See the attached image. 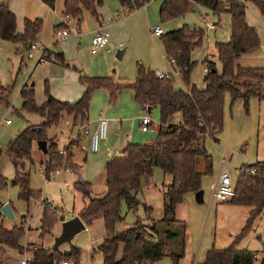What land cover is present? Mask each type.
I'll return each mask as SVG.
<instances>
[{
  "label": "rangeland",
  "instance_id": "rangeland-1",
  "mask_svg": "<svg viewBox=\"0 0 264 264\" xmlns=\"http://www.w3.org/2000/svg\"><path fill=\"white\" fill-rule=\"evenodd\" d=\"M0 3L8 4L16 13L17 32H19L18 29L22 30L21 26L24 30L23 23L26 17L42 18L43 29L36 41L43 46L44 50L45 48L49 50L52 58L50 61L43 60L40 63L38 61L42 56V52L33 51V57L30 56V45L33 42L27 43L26 46L25 43L0 39V82L6 87H10L9 102L11 104L9 107L6 105L0 106V147L2 148H7L11 140L25 129L30 121L41 120L37 114L22 112L23 100L20 93L25 84L35 89L36 101L38 105H42L46 100L47 87L50 93L59 100H62V96H71L65 84L72 80V75L68 71L77 74V70L74 68L75 65L84 74L91 77L108 78L116 83H131L137 78L140 64L151 70L164 67L170 68L165 58L166 52L162 38L153 35V29L160 26L166 34L187 25L192 30L202 29L205 32L202 43L192 52V59L197 61V65L191 74V83L203 87L204 77L207 74L205 61L207 59L215 61L219 72H221L222 63L218 58L216 43L229 41L231 37V17L229 13L215 14L194 2L190 3L186 13L173 19L163 20L160 13L163 0H150L145 7L135 6L130 12L121 0H105L101 6L97 7V16L88 10L84 12L80 35H72L65 40L58 39L52 26V19L54 22L59 21L58 17L55 16V12L61 14L64 11L63 0H57L56 9L45 5L42 0H0ZM204 13L209 14V21L216 24L215 30L207 28L203 20ZM246 16L249 25L257 28L261 46L255 51L244 54L237 64L242 67L264 68V15L261 14L254 3H249ZM101 21H105L109 25L112 33L111 44H113L114 49L110 51L106 49L97 55H93L90 42L92 37H88L86 34L87 32L93 34ZM119 21H123L124 25L116 28L114 33L111 25ZM115 37L116 42H114ZM120 44H123L122 48L126 49V53L121 59L117 57ZM59 52L64 53V63L56 58V54ZM70 85H72V82ZM175 86L178 89L185 90L187 88L181 75L175 77ZM98 91L101 92L96 94L91 101V115L95 112L99 115L104 110L101 107L103 98L104 95H107L106 93L109 94V91L105 89ZM120 100L123 102L130 101L131 105H137L140 109L139 104L133 99V92L129 88L121 90L114 105L118 104ZM107 101L111 103L109 98ZM146 113L152 116L158 129L148 133L138 131L137 138L141 144L155 141L163 125L159 107L154 108L151 113L147 111ZM119 116L122 117H119L118 120L129 118L126 120L132 123L133 117ZM66 117L69 116L66 115ZM66 117L58 125L51 126L47 130L49 139L55 140L56 138L55 136L50 137L51 134L58 135L59 149H63L69 140L66 131ZM6 120H10L11 124L8 125ZM70 121H73V119L70 118ZM173 123L175 121L171 120L170 125ZM73 141H75V138L71 140V142ZM203 142H205V147L213 159V173L210 176H205L202 180L203 203L197 202L195 193H189L178 204L177 219L182 222L171 228L174 234H178V240L174 242V246L170 244L168 250H171L170 253H179L180 246L177 247V245L184 242L185 253L184 257L180 259V264H203L210 249L214 247L227 248L244 227L251 208L235 206L226 202H213L210 185L216 180L223 168L230 173L235 182L243 166L264 161V101L252 97L248 106H246L243 99L233 102L231 95L227 93L225 96L223 129L219 133L205 136ZM104 143L105 141L101 144L100 152L93 153L89 151V156H103ZM118 144L119 149L125 147L124 142ZM84 145H87L85 138L81 142L76 160L73 156L75 163L81 167L79 172H67L63 168L69 167V165L64 162L57 169H62L60 174L52 173L49 178L41 173V170H45L46 166L44 154L38 150L32 151L33 162L26 164L24 172L30 174L29 188L34 193L39 194V197H31L29 200L20 198L21 188L13 183L16 177L13 159H9L0 172L7 183L4 184L5 186L0 187V202L4 204L12 202L16 215V219L2 217L1 224L9 230L20 224L25 227L26 234L22 241L33 245L24 248V257H32L31 249L33 246L53 248L55 240L59 236L58 232L61 231L62 227L60 217L63 215L66 219H71L77 216L86 203L89 202L90 196L93 200L97 196L100 197L106 193V167L105 165L99 166V168L85 165V162L81 160L83 152L80 151ZM204 169L205 162L201 159L199 170L202 172ZM80 179L91 185L87 195L76 188V183ZM171 183L172 177L165 175L160 168H156L153 180L144 186L142 194H140L142 205L137 210L132 211L124 203L122 206L123 219L117 222L115 231L119 233L130 229L137 221H141L146 225L150 224L144 208V204H146L153 208L152 217L159 229V233L155 235L153 240L165 241L164 232L167 227L157 223L164 218V186ZM44 199L53 201L55 207H60L61 213L59 214V222L55 224L52 230L42 234L39 229L43 227L44 210L39 207L42 205L44 208L45 205H49L46 201H43ZM23 215L28 217V221ZM88 227V229L76 235L71 244L61 245L60 250L68 251L72 246L79 247L82 250L80 264H103V255L99 251L98 245L103 242L105 235L107 236L104 221L98 219ZM95 239H97L96 242L92 241ZM237 247L263 253L264 212L255 221L252 230L239 242ZM6 254L3 257L0 255V259L2 258L0 260L1 264L8 263L9 259H7ZM118 256H121V250ZM145 264H172V261L170 257H166L162 261Z\"/></svg>",
  "mask_w": 264,
  "mask_h": 264
},
{
  "label": "trees",
  "instance_id": "trees-1",
  "mask_svg": "<svg viewBox=\"0 0 264 264\" xmlns=\"http://www.w3.org/2000/svg\"><path fill=\"white\" fill-rule=\"evenodd\" d=\"M42 1L51 8H54L57 2V0ZM104 1L64 0L63 14L79 17L83 21L86 10L97 16V7ZM247 1L254 3L264 15V0ZM121 2L124 6L128 5L132 8L142 6L140 0H121ZM192 2L215 14L229 13L231 17L230 40L216 43L222 71L217 70L215 61L207 59L205 63L208 72L204 78V88L191 83V74L197 65V61L192 59V52L202 43L205 32L202 29L192 30L185 25L161 35V38L166 56L176 59V67L180 70V75L188 89L176 88L175 78L160 79L156 76L155 70L142 64L138 66L137 78L131 83H116L108 78L81 75L80 82L84 85L85 91L74 103L55 98L47 87L46 100L42 105H38L35 89L26 84L20 93L23 100L22 112L37 114L42 118V122L27 126L11 140L7 148L0 147V158L6 154L14 160L16 177L13 183L21 188L20 198L29 200L31 197H39V194L29 188L30 174L24 172L26 164L33 162L34 142L48 143V160L45 166L47 178L64 162L73 172L79 169L70 151L72 146L79 144V141L71 142L64 149L66 152L64 154L61 153L58 144L47 135V130L51 126L61 122L63 113L85 121L96 91L101 89L109 91L110 100L115 103L119 93L125 88L133 92L135 101L142 107L149 106L150 111L157 107L161 109V122L168 126L167 130H161L157 139L151 143H130L118 155L109 159L106 164V193L91 200L80 211V217L87 225L93 224L98 219L104 221L107 236L98 245L103 255V264L155 263L166 257L171 258L172 264H180V259L185 253V244L184 242L180 244L179 253H170L171 251L168 250L170 244L178 240V234H174L171 228L181 222L177 219L178 204L187 194L201 190L203 178L213 173V159L203 140L207 135L222 131L226 94L231 95L233 102L243 99L246 106L252 97L264 101V68L242 67L237 64L244 54L261 46L257 28L247 22L246 5L239 0H163L160 10L163 20L173 19L186 13ZM43 24L41 18L26 19L24 30L19 33L15 14L7 4H0V39L2 40L25 44L37 42ZM56 58L64 63L63 53H57ZM42 59L48 61L52 59L48 49L45 50ZM9 97L10 87H4L0 82V106L9 107L11 105ZM177 114L181 115V120L176 124L168 125ZM201 159L205 162V169L202 172L199 170ZM156 168H160L165 175L172 177V183L165 185L163 190L164 218L157 223L167 227L164 232L166 240H153L159 229L152 217L153 208L146 204L144 208L150 224L137 221L132 228L116 232L117 222L123 219V204L125 203L132 211L142 205L140 194L144 186L153 180ZM252 169H255L254 175L250 173ZM0 183L3 186L6 184V179L1 174ZM90 187L88 182L76 183V188L85 195L88 194ZM235 191V196L226 203L250 207L246 223L227 248L210 249L203 264H255V255L258 252L239 249L237 246L249 234L255 221L264 212V161L240 169L235 181ZM2 205L0 202V243L2 244L0 255L5 256L7 248L17 249L23 253L25 249L21 242L26 234L25 227L21 224L10 230L4 228L1 224ZM43 210L41 233L45 234L59 222L61 209L54 205H45ZM31 252L32 258L26 264H63L64 262L80 264L82 257L81 248L75 246L68 251L56 252L53 248L33 246Z\"/></svg>",
  "mask_w": 264,
  "mask_h": 264
},
{
  "label": "crops",
  "instance_id": "crops-1",
  "mask_svg": "<svg viewBox=\"0 0 264 264\" xmlns=\"http://www.w3.org/2000/svg\"><path fill=\"white\" fill-rule=\"evenodd\" d=\"M64 1V0H63ZM43 2V1H42ZM44 3V2H43ZM249 3H252L250 1H248V4ZM2 4V3H0ZM6 4V3H5ZM45 4V3H44ZM64 4V3H63ZM248 4L246 5V8H248ZM8 5V4H7ZM46 5V4H45ZM9 6V5H8ZM48 6V5H47ZM10 8V7H9ZM11 9V8H10ZM53 9H56L55 7ZM11 11L16 15V13L11 9ZM55 12V10H54ZM246 13H247V9H246ZM55 16L58 17L59 21H55L52 19V26L54 28V31H55V27L59 24L60 22V18L61 16L63 15V12L61 14H58V12H55ZM207 14V13H205ZM208 17H209V14H208ZM26 19H30V20H35L34 18H28L26 17ZM38 19V18H36ZM42 19V18H41ZM16 20H17V15H16ZM24 20V21H25ZM84 20V19H83ZM100 21V20H99ZM104 22V21H103ZM123 21H119V22H116L114 23V25H111V27L113 28V32L115 33V29L118 28V27H121L123 26L124 24L122 23ZM102 24V21L100 22V25ZM120 24V25H119ZM215 24V23H214ZM249 24V23H248ZM18 25V24H17ZM99 25V27H100ZM23 26H24V23H23ZM109 26V25H108ZM99 27L94 31V33L92 34L91 32H87V36L88 37H94V35L96 34L97 30L99 29ZM22 30H19V33H22L23 32V27L21 26ZM20 28V29H21ZM216 29V24H215V28L214 29H210V30H215ZM83 30V29H82ZM114 35V34H113ZM92 38H90L92 40ZM65 40V39H64ZM90 40V42H91ZM116 37L114 38V42H116ZM27 46V44H25ZM92 47V45H91ZM113 44L110 43V45L108 46L107 51H110L111 49L113 50ZM264 47V46H263ZM118 52L121 51V50H124V54L126 53V49L122 48V47H118ZM106 49H102L100 50L99 52L103 51V50H106ZM255 51V50H254ZM98 52V53H99ZM117 52V53H118ZM63 53V52H61ZM97 53V54H98ZM64 54V53H63ZM97 54H93V55H97ZM123 54V56H124ZM214 57V55H213ZM211 61H213L212 59H210ZM216 66H217V63H216ZM241 66V65H240ZM170 68L168 67H164V68H161V69H165L169 72L173 71L174 69H176L175 66H171L169 65ZM74 68L77 70L76 73L77 74H74L72 73L71 71H68V73H70L72 75V85H70L71 82L65 84V86H67V88L69 89V95L71 96H62V101L63 100H66V101H71V102H76L78 101L81 96L83 95L84 91H85V87L84 85L81 84L79 78L81 75H86L83 73V71L81 69H78L77 66L75 65ZM207 68V66H206ZM217 70L219 71L218 67H217ZM207 72H208V69H207ZM88 76V75H86ZM206 76V75H205ZM205 78V77H204ZM80 82V83H79ZM26 85V84H25ZM4 86V85H3ZM83 86V87H82ZM6 87V86H4ZM205 87V82H204V86L203 87H200V88H204ZM188 89V88H186ZM99 92L101 91H96L94 94H93V97L92 99H94V96H96V94H99ZM107 95H104V98H103V103H102V106L103 107V111H101V113L99 115H97V113H93V115L90 114V108L87 112V119L85 121H82L80 118H77L75 119V116L74 115H70V114H67V113H63V116H62V120L63 121L67 116L69 117H66V131L68 133V144L60 150H64L66 149L69 145H70V142L73 138H75V141H79V144L76 145V146H72L71 147V152L73 153V156L76 160V155L78 154V150L80 149V145H81V142L83 141V138H85L86 140V144L88 143V138L87 136L84 134L83 132V125L84 124H88L89 126H91L92 128H95L96 127V124L97 122L101 119V118H106L108 119L109 121V138L107 141H105V143L103 144L104 148L102 149V153H103V156L101 155H92V156H89V151H85L83 148L80 150L82 153L81 155V160H83L85 162V165H87L88 167H97L99 168L104 166L106 167V164L108 162L109 159H111L112 157H114L115 155H118L128 144L130 143H138V144H141L139 143V139L137 138V133L138 131L144 133L141 128H140V121H141V117L144 115V108L140 106V109H138L137 105L133 106V104L131 105V102L130 101H122L120 100L119 103L115 104L114 103H108L107 99L109 98L110 99V94L106 93ZM55 97V96H54ZM57 98V97H55ZM59 99V98H57ZM133 99H134V95H133ZM135 100V99H134ZM92 101V100H91ZM136 102V101H135ZM91 105V104H90ZM154 109V108H153ZM142 112V113H141ZM125 113V115H124ZM119 115H123V117H133L132 118V123L128 122L129 120H126V119H129V118H125L123 120H118L119 117H122V116H119ZM133 115V116H132ZM180 114H177L174 116V118L172 120L175 121V123L173 124H176L178 123L180 120H181V117H179ZM40 117V116H39ZM41 118V117H40ZM69 118V120H68ZM70 118L73 119V121H70ZM180 118V119H179ZM28 121V120H27ZM42 122V118L41 120H37V121H30L29 125H36V124H39ZM7 123V122H6ZM8 124V123H7ZM11 124V123H9ZM8 124V125H9ZM170 125V122L169 124ZM172 125V124H171ZM63 133V131H62ZM55 136V142L57 143V138H58V135L57 134H51L50 137H53ZM134 137H136L134 139ZM125 143V147L123 149H119L118 148V143ZM58 144V143H57ZM204 145H205V142H204ZM47 147H48V143H47ZM59 147V146H58ZM83 147V146H82ZM38 150L40 153L44 154L45 158H46V161L48 160V152L45 153L43 150H41L38 146V141L34 142L33 144V152ZM208 150V149H207ZM94 153V152H93ZM10 159V158H9ZM262 162V161H261ZM78 167H79V164H77ZM251 165V164H250ZM80 168L78 169L77 172L80 171ZM60 174V173H59ZM83 181V180H82ZM7 184V183H6ZM142 194V192H141ZM98 197V196H97ZM91 196L89 197V202L91 201ZM86 203V205L84 206V208L89 204ZM12 206V209L14 211V214H15V207L13 206L12 202H9ZM4 205V203H2ZM40 209H43L42 205H40L39 207ZM84 208H82L81 210H83ZM80 216V212L77 214ZM16 216V215H15ZM26 217L27 221H28V217L26 215H23V217ZM3 217H7L3 214ZM16 219V218H15ZM180 221V220H179ZM182 222V221H181ZM86 224V223H85ZM178 223L174 224V225H177ZM21 225V224H20ZM173 225V227H174ZM86 227L87 229L89 228L88 225L86 224ZM39 231L41 232V228L39 229ZM62 232V227H61V231L58 232V235H60V233ZM106 237V235H105ZM97 239L95 240H92V241H95L96 242ZM22 243V246H24V248L27 246H32L33 244H29L28 242H21ZM180 246L181 243H178ZM2 246V244L0 243V247ZM171 246H174V243L171 244ZM177 247L175 248L177 250ZM171 251V250H170ZM6 256L7 259H9L8 263L7 264H21V261L23 260V257H24V254L21 253L19 250L17 249H13V248H7L6 249ZM17 255V256H16Z\"/></svg>",
  "mask_w": 264,
  "mask_h": 264
},
{
  "label": "built area",
  "instance_id": "built-area-1",
  "mask_svg": "<svg viewBox=\"0 0 264 264\" xmlns=\"http://www.w3.org/2000/svg\"><path fill=\"white\" fill-rule=\"evenodd\" d=\"M142 3V7L146 6L147 0H140ZM243 2L245 5L248 4L247 0H239ZM127 10L130 12L133 8L131 6H126ZM203 20L206 23V26L208 29H214L215 24L209 21L208 14H203ZM81 24L82 21L79 17H73L68 14H63L60 18L59 26L55 30V35L58 37L59 40H64L72 35L74 36H79L80 31H81ZM153 35L155 36H161L164 34V30L160 26H156L153 31ZM111 38H112V33L110 31L109 26L107 23L104 21L100 25L99 29L97 30L96 34L91 40V53L92 54H97L100 50L106 49L110 43H111ZM120 47H123V44H120ZM47 48H45L46 50ZM43 46L39 44V42H33L30 45V56L33 57L32 52L33 51H40L42 52V56L40 57L38 62H43V54L45 52ZM167 62L171 66L176 67V59L175 58H169L165 56ZM155 74L158 78L160 79H171L180 76V70L176 67L173 71L169 72L165 69H157L155 70ZM144 112L145 114L141 117L140 121V128L144 133H148L150 131H155L158 129L157 124L153 120L152 116L148 113H151L149 106H144ZM6 122L9 124L11 123L10 120H6ZM168 128L167 125H162L161 130L166 131ZM160 130V131H161ZM84 134L88 138V143L87 145L83 146V149L85 151H91L94 153L100 152L101 150V144L103 141H107L109 138V121L106 118H101L95 128H92L88 124L84 126L83 129ZM65 151H61V153H64ZM225 163V161H223ZM64 170L67 172H72V170L69 167H64ZM62 170V169H61ZM61 170H56L55 174H59ZM42 174H46L45 170H41ZM49 177H51V174ZM252 175L255 174V169H252L250 171ZM0 187H3V184L0 183ZM210 190L212 193V201H218V202H227L231 200L235 196V182L233 181L232 176L226 169H222L220 173L218 174L216 180L210 185ZM46 201L47 204L49 205H54L53 201L50 199L43 200ZM32 257H24L23 260L21 261V264H26L28 260H30ZM264 262V251L263 253H257L255 255V264H263ZM63 264H75L74 262H64Z\"/></svg>",
  "mask_w": 264,
  "mask_h": 264
},
{
  "label": "water",
  "instance_id": "water-1",
  "mask_svg": "<svg viewBox=\"0 0 264 264\" xmlns=\"http://www.w3.org/2000/svg\"><path fill=\"white\" fill-rule=\"evenodd\" d=\"M123 54H124V50H121L117 53V57L121 59L123 57ZM38 146L45 153L48 152L46 141H38ZM8 160H9V156L7 155H4L0 158V172L4 169V166ZM255 164L256 163H252L251 166H255ZM80 181L82 182V179H80ZM195 196H196V200L198 203L204 202V190L203 189L196 192ZM1 211L5 216L9 218H12V219L16 218L10 203H5L4 205H2ZM60 222H62V232L55 240V244L53 246L54 252L59 251L60 246L63 244H67V243L71 244L72 240L75 238L76 235H78L79 233L87 229L86 224L84 223V221L81 219L79 215L71 219H66V217L62 215L60 217Z\"/></svg>",
  "mask_w": 264,
  "mask_h": 264
}]
</instances>
